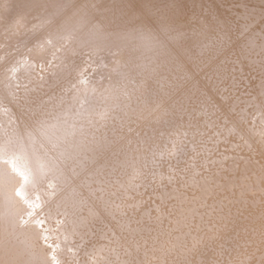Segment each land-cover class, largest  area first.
<instances>
[{"label":"bare ground","instance_id":"obj_1","mask_svg":"<svg viewBox=\"0 0 264 264\" xmlns=\"http://www.w3.org/2000/svg\"><path fill=\"white\" fill-rule=\"evenodd\" d=\"M0 264H264V0H0Z\"/></svg>","mask_w":264,"mask_h":264},{"label":"snow or ice","instance_id":"obj_2","mask_svg":"<svg viewBox=\"0 0 264 264\" xmlns=\"http://www.w3.org/2000/svg\"><path fill=\"white\" fill-rule=\"evenodd\" d=\"M20 195V193L19 192H16V196H19Z\"/></svg>","mask_w":264,"mask_h":264}]
</instances>
